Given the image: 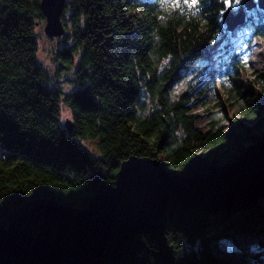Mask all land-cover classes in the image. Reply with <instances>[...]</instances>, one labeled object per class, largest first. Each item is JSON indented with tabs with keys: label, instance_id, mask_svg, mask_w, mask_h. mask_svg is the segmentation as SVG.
<instances>
[{
	"label": "trees",
	"instance_id": "1",
	"mask_svg": "<svg viewBox=\"0 0 264 264\" xmlns=\"http://www.w3.org/2000/svg\"><path fill=\"white\" fill-rule=\"evenodd\" d=\"M39 1L0 0V224L36 198L86 207L100 185H113L130 156L154 159L179 176L206 172L264 128V72L241 80L252 45H264V10L245 11L234 44V29L221 21L224 0L191 7L184 0L179 7L171 0H65V31L51 52L59 65L55 83L37 60ZM242 4L229 6L235 12ZM67 72L72 77L65 80L80 87L65 92L59 78ZM181 82L184 89L173 94ZM211 88L221 111L222 103L239 106L233 128L217 114L208 131L198 126L196 110ZM65 102L71 121L59 119ZM259 200L229 209L171 205L162 227L135 234L114 264H227L218 258L225 242L242 254L248 244L254 264H264V197Z\"/></svg>",
	"mask_w": 264,
	"mask_h": 264
},
{
	"label": "water",
	"instance_id": "2",
	"mask_svg": "<svg viewBox=\"0 0 264 264\" xmlns=\"http://www.w3.org/2000/svg\"><path fill=\"white\" fill-rule=\"evenodd\" d=\"M264 9V0H244ZM65 0H40L43 33L60 38ZM243 17L229 7L222 22L230 29ZM67 123V122H66ZM70 129V124L68 125ZM264 195V134L231 161L206 172L179 176L154 159L122 161L113 185H100L86 207L36 198L20 205L0 224V264H114L137 233L157 232L171 205L206 202L229 209Z\"/></svg>",
	"mask_w": 264,
	"mask_h": 264
},
{
	"label": "rangeland",
	"instance_id": "3",
	"mask_svg": "<svg viewBox=\"0 0 264 264\" xmlns=\"http://www.w3.org/2000/svg\"><path fill=\"white\" fill-rule=\"evenodd\" d=\"M44 21H40L35 29V32L37 33V44H38V52H37V60L38 63L47 71V73L51 76V79L55 82L58 83V78L53 72L55 70L56 66H59L53 61L52 59V51L55 50V43L57 41L56 37L49 38L43 33V25ZM235 39L233 41L234 44L239 43L240 38H241V32L237 33L235 31ZM43 54V55H41ZM217 50H212L211 51V62L212 64L216 67V59L215 56L217 55ZM47 59L49 63L45 64L44 59ZM249 60H250V65L247 68L246 73H244L241 77V80L245 79H251L252 74H257V73H262L264 72V45L259 41L256 40L254 44L251 47L250 53H249ZM72 77V72H67L66 74L63 73L61 74V77L59 78V83L63 85L64 83H69L70 84V90L75 88L76 89L80 87V85L77 82H74L73 84L70 82H67L66 80H71ZM66 79V80H65ZM219 79L217 78V82ZM180 85H183V87H180ZM250 88H253V90H256V87L254 85H250ZM184 89V83H177L174 86V92L173 94H178L180 91ZM227 89V88H226ZM224 87H222V92L223 94H226V90ZM226 96V95H224ZM225 98V97H224ZM207 100V101H206ZM205 105H202L200 108L196 110V112L199 114V120H198V126L203 130V131H208L209 130V121H210V116H214L217 114V116H220L222 123L228 127L229 129L233 128L235 125L234 120L240 119L239 115V106L236 105L234 107L227 106V104L222 103L225 105V108L223 111H221L222 106L219 105L220 102V97L217 95V93L211 88L208 89L205 93ZM202 104H204V102ZM228 104H233L231 101ZM211 114V115H210ZM247 126H251L248 123H245ZM252 134L254 135L255 139L262 134H264V128L260 130H253L251 131ZM254 140L248 141L244 144L243 148L248 147L251 143H253ZM84 144L86 147H88L95 155H99V150L97 147L95 148V144L91 142L90 140H85ZM243 150V149H242ZM241 152V151H240ZM236 155H238L240 153ZM234 155V157L236 156ZM234 157L231 159H226L222 161L220 164H225L229 161H231ZM261 198V197H260ZM260 198L257 199L259 202ZM193 203V202H192ZM139 234V233H137ZM246 248H249V250L246 252V254H242L237 250H234L231 248L230 244L225 242L222 247H223V252L218 256L219 261L226 262L227 264H254V260H252V257L254 255V248L246 244Z\"/></svg>",
	"mask_w": 264,
	"mask_h": 264
},
{
	"label": "clouds",
	"instance_id": "4",
	"mask_svg": "<svg viewBox=\"0 0 264 264\" xmlns=\"http://www.w3.org/2000/svg\"><path fill=\"white\" fill-rule=\"evenodd\" d=\"M41 55H43V54H41ZM44 63L47 64V63H49V61L45 58V59H44ZM62 87H63V90H64L65 92H67V91L70 89L71 86H70L69 83H64V84L62 85ZM173 99H175V96L173 97ZM72 118H73V116H72V110H71V108L69 107V104L66 103V102H65V103H61V104H60V114H59V119H60L61 121H64L65 119L71 121Z\"/></svg>",
	"mask_w": 264,
	"mask_h": 264
},
{
	"label": "snow or ice",
	"instance_id": "5",
	"mask_svg": "<svg viewBox=\"0 0 264 264\" xmlns=\"http://www.w3.org/2000/svg\"><path fill=\"white\" fill-rule=\"evenodd\" d=\"M161 2L163 3L164 0H161ZM171 3L174 6L179 7L178 0H171ZM184 3L191 7V6H195L198 3V0H184ZM230 3L231 0H224L225 5H229ZM235 3L239 5L241 3V0H235ZM180 87H183V85H180ZM261 95H264V91L261 92Z\"/></svg>",
	"mask_w": 264,
	"mask_h": 264
},
{
	"label": "bare ground",
	"instance_id": "6",
	"mask_svg": "<svg viewBox=\"0 0 264 264\" xmlns=\"http://www.w3.org/2000/svg\"><path fill=\"white\" fill-rule=\"evenodd\" d=\"M261 197H264V195L263 196H261ZM260 198V197H259ZM238 206H241V205H238ZM238 206H234L233 208H236V207H238ZM252 260H254V259H252Z\"/></svg>",
	"mask_w": 264,
	"mask_h": 264
}]
</instances>
